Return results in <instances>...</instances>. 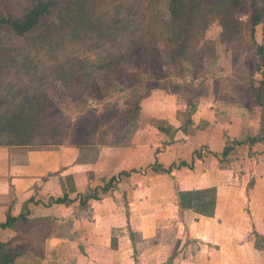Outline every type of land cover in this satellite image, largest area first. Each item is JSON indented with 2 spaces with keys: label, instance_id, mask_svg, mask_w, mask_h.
Segmentation results:
<instances>
[{
  "label": "rangeland",
  "instance_id": "1",
  "mask_svg": "<svg viewBox=\"0 0 264 264\" xmlns=\"http://www.w3.org/2000/svg\"><path fill=\"white\" fill-rule=\"evenodd\" d=\"M242 1H245V10L239 11V23L228 28H224L218 19L205 18L215 0L199 2L195 14L183 24L189 28L186 35L183 34L185 38L182 37L189 50L179 49L178 41L171 42V39L182 38L173 29L168 0H84L78 9L79 14H66L60 7L54 8L44 29L24 37L12 36L1 52L0 101L4 102L0 106V115L41 94L59 110L53 120H60L61 125L51 133L49 127L39 129L33 125L12 129L1 121L0 143L21 141L27 146L57 147L72 137L71 129L63 126L91 113V120L96 121L95 133L90 143L83 145L102 147V143L123 140L130 130L146 125L152 116L142 112V105L157 117L153 118L156 120L154 124L163 128L176 129L182 125L186 129L192 128V124L200 127L208 113L209 121L213 120L211 115L214 114L210 112L211 109L216 110L212 105L213 96H226L227 92L231 95L236 90L234 86L242 78L246 79L245 61L251 51L244 41L247 37L245 21L257 3L263 4L264 0ZM74 15L79 20H75ZM233 31L239 34L234 36ZM179 52L184 55L182 59ZM172 53L178 56L176 61L172 60ZM214 83L219 92H214ZM240 84V92H234V98L243 96L242 82ZM151 85L155 88L151 89ZM29 109L33 114L35 108ZM162 119H170L171 126ZM252 119L256 122L259 116L255 114ZM236 127L243 129L248 124L239 122ZM231 142L227 151H234L230 152L232 156L228 159L243 158V153L237 150L242 145L238 141ZM102 151L104 167L100 168V174L107 177L105 183L109 187L114 188L123 180L131 190L136 187L147 193L150 191L153 200L160 203L151 205L155 212L147 217L145 229L132 231L130 235L136 242V247H129L130 264H179L184 258L190 260L192 255H205L210 248L212 255L206 261L208 264H264L261 260L264 252L252 249L253 246L264 247V185L260 181L262 176H259L262 167L247 171L243 164L245 169L242 170L240 161L233 165L225 163L222 154L207 145L190 149L192 158L189 159L193 163L196 158L202 159L205 166L202 171L188 172L189 176L193 172L194 176L197 174L203 179L209 176L224 178V183L233 182L240 187L245 184L246 190L240 196L242 202L239 203L237 219L231 225L218 228L214 220H200L198 226L202 233L191 236L190 228L184 223L192 215L179 212L181 209L171 184L166 187L163 180L164 174L172 172L173 168L179 169L185 160L179 158L165 168L156 164L155 168L140 166L139 170H130L126 180L125 175L112 172L114 168L110 165L109 153L114 154L115 151L109 147ZM254 157L258 161L256 154ZM188 164L193 168L191 162ZM165 187L170 191L165 200L153 194ZM252 189V194H249ZM228 216L223 214L224 223L228 222ZM198 226L195 227L197 230ZM246 229L247 234L243 237L242 232ZM46 231L37 229L32 233L41 238ZM203 237L214 241L212 244L216 247L207 248L201 240ZM182 238L184 248L181 253L178 243ZM166 242L170 243L171 250L167 255L164 253L168 251H163V261L156 262L151 256L158 255V248ZM199 260L193 264H200Z\"/></svg>",
  "mask_w": 264,
  "mask_h": 264
},
{
  "label": "crops",
  "instance_id": "2",
  "mask_svg": "<svg viewBox=\"0 0 264 264\" xmlns=\"http://www.w3.org/2000/svg\"><path fill=\"white\" fill-rule=\"evenodd\" d=\"M261 30L260 25V31L257 32L259 41L264 39ZM212 105L216 108L210 111L214 114L211 115L212 118L214 116L213 120L209 121L208 113L200 127L192 124V128L187 129H183L182 125L176 129L167 127L158 129L154 124L156 120L153 119L157 117H153V113H149V108L142 105L140 107L142 112L152 116L150 119L148 117L146 125L130 130L123 140L102 143V147L90 148L88 145L64 143L45 149L1 144L0 224L6 222L8 214L16 218L10 226L0 227L2 251L16 253L13 263L10 264L131 263L129 247H136V242L130 235L132 231L145 229L147 217L155 212L151 205L160 203L153 200L150 191L147 193L136 187L131 190L123 180L120 182L121 185L115 182L114 188L105 183L107 177L100 174V168L104 167L102 150L108 147L115 151L114 154L109 153L110 165H113L112 169L114 168L112 172L118 171L119 175L126 176L130 170H139L143 165L155 168L156 164L165 168L179 158L185 160V164L179 166V169L173 168L172 172L164 174L163 180L166 187L171 184L172 192L175 193L181 209L179 212L192 215V218L186 219L184 223V226L190 228L191 236L193 233L196 235L202 233L198 226L200 220H214L218 228L226 227L229 223L231 225L233 220L237 219L239 203L242 202L240 196L246 191L245 184L240 187L237 183H224L226 182L224 178L216 179L209 176L203 179L200 175L194 176V171L203 170L205 162L196 158L193 163L192 159H189L192 158L190 149L202 147L203 144L222 154V161L225 163L233 165L236 162L239 164L240 161L242 170L243 164L246 165L247 171L253 167L254 169L262 167L259 176H262L260 181L264 185V143L242 144L237 150L243 153V158L237 154L239 159L236 157L233 158L235 160L228 159L230 152L234 151L233 149L227 151L229 142L240 141L248 134H254L257 120L255 122L252 119L253 115L245 114L236 104L218 100L214 96ZM162 120L171 126L170 119ZM239 122L241 124L247 122L248 127L236 129ZM252 124L255 127H252ZM89 149L92 151L88 152ZM245 153L248 156L245 157ZM254 154L258 156V161ZM190 162L193 168L188 164ZM191 171L193 172L189 176L188 172ZM253 182L256 183L255 179ZM166 187L153 194L162 196L165 200L170 194ZM201 187L216 188V208L213 216L183 210L180 205L179 190ZM103 188L105 190H102ZM249 191L248 193L252 194L253 189ZM58 197H65V202H53V199ZM224 211L225 215H230L227 223L220 222ZM197 226L198 230L195 228ZM37 229L47 230L45 236L36 237L32 232ZM247 231L248 229L242 232L243 237ZM201 240L206 243L207 248L216 247L213 245L214 241L210 239L205 240L203 237ZM178 244V249L182 253L183 238ZM170 246V243L166 242L162 248H158L156 253L158 255L151 256L152 259L156 262L163 261V251H168L164 253L167 255L171 250ZM253 247L255 251L260 249L264 252V247ZM208 252L205 255L202 253L192 255L190 260L184 258L179 264H193L198 259L200 264H208L206 261L212 255L211 251L210 254ZM261 260L264 261V255H261Z\"/></svg>",
  "mask_w": 264,
  "mask_h": 264
},
{
  "label": "trees",
  "instance_id": "3",
  "mask_svg": "<svg viewBox=\"0 0 264 264\" xmlns=\"http://www.w3.org/2000/svg\"><path fill=\"white\" fill-rule=\"evenodd\" d=\"M84 0H0V55L3 49L7 47L12 36L24 37L35 31L44 29L46 20L51 15L54 8L60 7L66 14H79L78 9L82 5ZM203 0H168V12L173 24V29L177 33L183 34L189 31V28L183 26L187 21V18L195 14L199 6V2ZM254 2V1H253ZM252 2V3H253ZM245 1L242 0H215L213 7L208 8L205 18L207 20L218 19L224 28L232 27L237 22L239 14L245 10ZM259 5V6H258ZM242 10V11H240ZM240 11V13H239ZM75 20H79L77 15ZM246 22V34L244 41L248 44L251 55L247 61H245L244 73L246 79H241L243 88V96L240 98H234L233 93L239 90L241 84L233 85L236 89L231 95L218 96L215 98L225 102H232L238 107L243 109L245 114L258 115L257 126L254 134H248L245 139L238 141L239 144L254 145L257 143H264V39L259 41L258 39V26L264 33V3H257L255 7L247 17ZM232 34L237 36L239 33L233 31ZM185 35L183 38H185ZM182 39H171L172 44L177 43L181 50H189L186 45V41ZM171 58L176 61L178 56L172 53ZM179 52V58H183L184 55ZM190 57V55H189ZM191 60V59H189ZM260 76L257 77L256 75ZM240 84V85H239ZM216 83H214V87ZM155 88L151 85V89ZM238 88V89H237ZM219 92L218 89H214V92ZM4 101H0L1 103ZM27 107V108H26ZM29 107H34L33 114L30 112ZM53 108L54 110H51ZM27 110V112H24ZM59 110L49 102V100L41 94L35 95L31 100L26 103H19L17 107H14L11 111H6L0 115V122L8 124L12 129L26 128L27 126L37 125L39 129L48 128L51 129V133L55 129L59 128L61 121L53 120L59 114ZM29 115V117H26ZM93 115L88 113L87 115H81L73 124L63 126L64 129H71L72 137L68 140L67 144L83 145L88 144L93 139L96 127V121H92ZM2 119V120H1ZM48 121H53L48 123ZM60 124V125H59ZM35 127V128H37ZM158 129H163L160 125L156 124ZM185 129V127L183 128ZM187 129V128H186ZM4 144V143H0ZM26 144L21 141L17 143H5L4 145H23ZM182 162L179 166L184 165ZM102 190H105L103 188ZM94 196V195H93ZM178 196L180 205L183 210H191L196 214L203 216H213L216 208V188L215 187H201L190 190H179ZM65 197H58L53 199V202H65ZM226 212L224 211V214ZM227 215V214H226ZM16 220L8 214L6 222L1 223L0 227L10 226ZM220 222H223L222 218ZM16 256L15 251L3 252L2 245L0 243V264L13 263Z\"/></svg>",
  "mask_w": 264,
  "mask_h": 264
}]
</instances>
